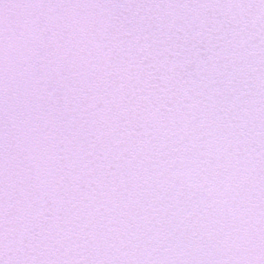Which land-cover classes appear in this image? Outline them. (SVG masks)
Segmentation results:
<instances>
[{
  "label": "snow or ice",
  "instance_id": "obj_1",
  "mask_svg": "<svg viewBox=\"0 0 264 264\" xmlns=\"http://www.w3.org/2000/svg\"><path fill=\"white\" fill-rule=\"evenodd\" d=\"M0 264H264V0H0Z\"/></svg>",
  "mask_w": 264,
  "mask_h": 264
}]
</instances>
